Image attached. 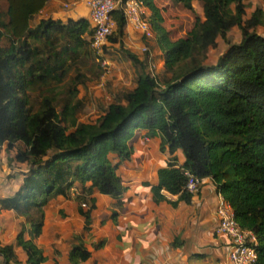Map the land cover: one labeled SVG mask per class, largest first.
I'll return each instance as SVG.
<instances>
[{"label": "trees", "instance_id": "trees-1", "mask_svg": "<svg viewBox=\"0 0 264 264\" xmlns=\"http://www.w3.org/2000/svg\"><path fill=\"white\" fill-rule=\"evenodd\" d=\"M46 1L5 0L0 8V144L12 152L11 160L27 165L15 190L0 196V209L14 211L29 224V237L20 231L14 239L25 264H43L45 259L33 237L40 232L43 206L52 196H68L78 181L81 191L75 198L87 226L89 207L80 202L92 201L87 196L92 187L120 195L124 186L116 167L129 157L127 141L136 129L157 135L160 150L173 153L179 148L183 154L180 163L172 154L157 167L156 182L148 184L152 199L172 205L188 201L192 192L185 187L186 172L199 179L210 177L238 225L253 232L255 264H264V32L242 24L243 1L201 0L202 18L194 14L186 33L171 38L154 0H139L149 10L146 20L152 31L151 36H140L153 39L160 50L163 74H151L143 59L124 48L138 65L132 86L85 121L78 117L79 74L61 89L58 84L84 49L102 57L111 33L124 34V16L119 8L111 11L109 43L96 53L89 46L93 28L87 16L33 20ZM171 1L192 10V0ZM249 20L264 26V9L255 7ZM232 23L240 29V39L228 42L214 61L206 62L207 50L216 37L225 39ZM162 190L176 198L167 199ZM89 254L78 240L68 249L69 264H82ZM0 256V264L18 262L12 243L0 244Z\"/></svg>", "mask_w": 264, "mask_h": 264}, {"label": "crops", "instance_id": "crops-1", "mask_svg": "<svg viewBox=\"0 0 264 264\" xmlns=\"http://www.w3.org/2000/svg\"><path fill=\"white\" fill-rule=\"evenodd\" d=\"M65 1L71 4L63 8L61 0H47L33 20L51 16L64 21L69 16H87V7L83 3ZM144 11L147 12L145 6ZM61 14L64 15L59 16ZM130 27L124 26L127 37L136 32ZM154 52L158 54L160 50L156 48ZM144 131H134L127 141L132 151L116 167L124 186L120 195L112 197L94 187L87 195L93 198L87 204V207L92 205L87 226L75 198L81 191L78 181L71 186L68 196L56 194L46 202L40 232L33 237L45 256L43 264H69L68 249L78 240L90 251L82 264H231L227 258L226 236L213 232L218 192L210 177L200 179L188 201L177 200L172 205L167 200L156 202L152 199L148 184L156 182L157 167L164 165L172 154L180 163L183 154L179 148L173 153L167 148L160 150L159 137L146 136ZM0 150L4 155L3 144H0ZM3 155L0 160V196L12 193L20 182L21 171L26 170L15 167L13 163L16 161L12 160L11 172H6L9 166ZM109 156L113 162L117 160L115 153ZM162 193L167 199L176 198V194L165 190ZM10 214L12 220H9ZM6 220L10 225L4 227ZM28 228L23 217L10 209H0V244H13L18 264H25V255L19 246L14 245L15 235L21 231L23 237H29ZM98 241H101L100 245L95 246Z\"/></svg>", "mask_w": 264, "mask_h": 264}, {"label": "rangeland", "instance_id": "rangeland-1", "mask_svg": "<svg viewBox=\"0 0 264 264\" xmlns=\"http://www.w3.org/2000/svg\"><path fill=\"white\" fill-rule=\"evenodd\" d=\"M242 1V24L248 29L254 28L258 33H263V25L258 24L255 26L249 20L250 13L255 7L264 9L263 1ZM61 2L60 5H62ZM154 2L158 5L160 14L162 15L161 24L164 28L168 29L171 38L186 33L192 23L194 14L199 15L201 18L203 16L201 0L190 1L192 10L185 8L180 2H174L171 0H154ZM230 6L233 11V5L231 4ZM3 7H5V0H0V8ZM62 7L66 8L65 6ZM148 13L149 10L147 9V12L144 14L142 13L141 16L146 19ZM62 15L64 14L59 16ZM146 22L149 24L147 20ZM127 26L131 25L129 24ZM130 28L133 27L131 26ZM135 31L136 32L132 33V35L129 34L128 37V34L120 36L114 33L115 31L112 32L111 35L113 38L105 47V52L102 57H94L89 48L81 51L78 59L71 64L68 73L58 84L61 89L66 84L70 83L75 75L79 74L82 82L77 84L76 96L82 101L81 109L78 112L80 120H93L102 112L110 101L121 98L122 93L132 86L138 70V65L133 64L125 55L123 51L124 48L137 54L144 60L145 70L159 77L162 76L160 54H155L154 50L156 48L154 49L153 40L145 41V39L140 36L142 32L140 30ZM240 37V29L235 23H232L226 31L225 39H222L219 36L216 37L215 45L207 50L206 62L214 61L217 54L219 55L226 48L228 42H237ZM101 58L106 60V64H101ZM163 149H165V147ZM1 151L3 150H0V160L3 155V153L1 154ZM2 158L3 160H6L7 165L9 166L6 172L10 173L13 167L12 164H10V161H12L11 155L5 152ZM13 165L15 167L27 168L25 162H14ZM91 206L92 205L89 206V209ZM8 217L10 218L9 220H12L11 214ZM9 220L4 222V227L10 225L8 224ZM14 264H18V262Z\"/></svg>", "mask_w": 264, "mask_h": 264}, {"label": "built area", "instance_id": "built-area-1", "mask_svg": "<svg viewBox=\"0 0 264 264\" xmlns=\"http://www.w3.org/2000/svg\"><path fill=\"white\" fill-rule=\"evenodd\" d=\"M74 2H81L87 7V17L93 28L89 38L90 46L96 53H100L102 46L109 43L107 36L114 27L111 14L114 8H119L122 11L125 25L130 24L143 34L152 35L149 24L141 16L145 11L144 5L139 0H74ZM61 4L68 7L71 3L62 0ZM101 64H106V60L102 59ZM186 174L185 187L189 191H194L200 179L189 172ZM80 205L82 207L87 206L84 201H81ZM215 214L217 220L213 232L226 236L229 262L231 264H255L256 251L254 245L256 239L253 232L238 225L230 204L219 193L215 204Z\"/></svg>", "mask_w": 264, "mask_h": 264}]
</instances>
